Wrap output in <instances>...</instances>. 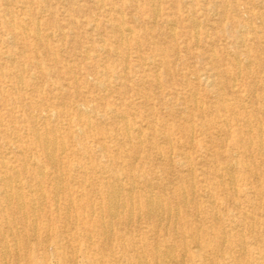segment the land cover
Returning a JSON list of instances; mask_svg holds the SVG:
<instances>
[{
  "label": "rangeland",
  "instance_id": "374dc122",
  "mask_svg": "<svg viewBox=\"0 0 264 264\" xmlns=\"http://www.w3.org/2000/svg\"><path fill=\"white\" fill-rule=\"evenodd\" d=\"M262 23L264 0H0V166L19 169L22 151L28 171L52 172L38 147L25 148L27 117H35L37 132L55 142L62 186L86 192L93 177L111 181L128 170L138 190L148 184L157 193L165 189L162 198L174 210L175 193H183L189 203L180 210L191 212L186 225L214 232L207 219L215 215L241 241L264 238V212L254 208L264 203L257 196L262 184L242 172L263 169L264 156L255 155L256 136L264 137ZM163 59L169 68L162 67ZM113 117H119L116 124ZM238 137L248 148L235 143ZM226 165L236 171L233 182L218 172ZM40 186L49 205L52 182ZM92 189L89 200L96 207L101 195ZM45 211L42 223L48 226ZM75 215L87 213L76 207L69 212ZM136 221L114 224L121 233L104 243L93 237L94 259L105 264L134 242L121 264H152L151 247L164 252L177 243L175 264L182 239L200 254L189 234H178L181 221L173 227L143 216ZM15 226L0 240L9 246L6 255L0 252V264H82V242L70 239L77 233L73 224L62 230L64 260L52 252L47 232L39 229L37 236L29 226ZM238 243L230 244L236 257ZM247 246L254 253L264 249ZM199 260L182 264H203ZM241 260L259 264L250 256Z\"/></svg>",
  "mask_w": 264,
  "mask_h": 264
},
{
  "label": "bare ground",
  "instance_id": "6f19581e",
  "mask_svg": "<svg viewBox=\"0 0 264 264\" xmlns=\"http://www.w3.org/2000/svg\"><path fill=\"white\" fill-rule=\"evenodd\" d=\"M192 24H194V22H192ZM262 25L264 24L262 23ZM164 60L165 59H163L160 63L162 67L167 69L169 68V63L167 60ZM232 79L234 80V78ZM36 93L39 94L38 91H36ZM43 106V104H40L36 106V108L41 109ZM118 118L119 117H113L112 123L116 124V120ZM33 119H35V117H27L28 126L25 130H27V133L30 136L25 142V148L26 150H28L30 146L38 147L41 151L42 156L45 158L47 164L52 167V172H50V174L44 175L41 170H37L38 168L36 170H32V173L28 171L29 167L27 166V163L29 165L30 160L28 161L26 158H22L24 157V153H22V151H20L19 153V157H21L19 159V169L9 168L7 166L2 165L3 163H1L0 240H2L3 242L6 241L5 239L7 238L5 234L8 236L12 235L14 233L13 230L16 227L15 225L20 223L25 226H29L34 235L38 236L39 229L41 232L39 234L47 232L48 237L54 239L51 242L52 252L59 259L64 260V256L61 250L63 242L62 230L66 228L67 225L73 224L74 226H76L77 233L74 236H71L70 239L73 241L76 240V242L78 240L82 242L81 244L84 248V252H81L83 258L82 264H100L99 261H96V259H94V256L91 254V249L95 244V242L93 241V237H96L98 239V242L101 243H104L108 241L109 238L115 236L117 238L119 232L121 233V231L119 229V231H116L115 233V230L113 229L114 224H130L131 221L136 220V222H138V219L143 216L145 219L151 220V223L155 225L164 222V227H173L174 224H178V221H181L183 227L182 229L177 231L179 232L178 234L184 235L187 233L191 236L193 242L197 243V252H200L201 255L197 254L196 252L190 251L187 247L188 244L185 242V240H180L178 244L180 247H182L183 252L179 258L176 257L175 264H182L184 261L192 263L198 258L202 259V261H199H201V263L203 264L204 260H207L209 264H239L241 263V259L243 257L249 256L251 257V261H253L254 263L255 261H257L259 264L264 263V249L263 251H258L254 253L252 250L247 248V245L250 243H255L258 247H264L263 237H260V239H253L252 242H247V244L246 241H241L240 238H235L229 231L226 232V230L222 227L221 220H219V218L215 215H211L207 219V222H211V228L214 230V232H211L208 228L204 227H190L189 225H186L185 219L190 216L191 212L180 210L182 206H187V204L189 203L185 196L182 195L183 193H180V191L177 193L174 192L176 198L179 199V207L175 208L174 210L169 206L168 199L165 201L162 198L164 197V195H166L165 189L164 194H162L160 191L157 193L154 192L150 184H148L145 190H138L134 186V184H132L133 174L128 170L122 172V174L124 175L123 178H120L116 175H112L111 181L104 180L103 178L99 179L97 176L93 177V181L86 188V192L70 189L66 185L62 186L63 184L61 174L57 171L58 166H60V163L55 161V154L57 152L55 142L53 139H50L46 134H40L37 132V130L35 129L36 126L33 124ZM215 121L216 119L214 120V122ZM125 130L127 131V127L124 126V131ZM247 135L249 134L247 133ZM256 137H258V140L257 144H255L257 145V151L255 152V155L257 157H261L264 156V137L262 136V138L258 134ZM235 143L239 144L244 149L248 148L249 146V142L241 137H238V139L235 140ZM150 144L155 145L153 142H150ZM102 152L104 155L108 154L107 149H103ZM262 162L263 169L259 172H253L247 168L242 170V172L244 173L248 172L250 175H253L254 177H251L256 180H259V182L262 184V186H260V189L258 188V191L256 190L257 196H264V160ZM232 166L233 165H226L218 167V172L223 174L224 177L230 182L234 181L236 174V171ZM22 177L24 178L23 181L19 182V179H22ZM185 177L186 176L178 177V181L181 182V185L187 184V180ZM121 179H126L125 182L129 181V183H127V185L125 186L124 184H122ZM32 180L38 183V187L31 185ZM45 180L52 182L53 195L50 197L52 199V202L49 205H46L44 202V200L46 199V195L44 194V191L40 186V184L42 185ZM188 188L190 189V186ZM91 189L95 193H99V195H101V198L96 207L95 205L91 204V201L89 200L91 196ZM24 190H27V192H25ZM73 190L75 191L73 192ZM72 193L75 194V197H73ZM235 196L239 198L238 194H236ZM76 197H79L80 199L83 198V201H74ZM61 199L62 203L59 202V200ZM76 207L78 210H81V213L83 211L84 213H87V215H75L73 217L69 216V212L75 209ZM45 208H48L49 211L46 212ZM193 208L195 211L200 210L199 207L196 205H194ZM254 208L261 209L264 212V203H256L254 205ZM43 211H45L51 219V224L48 226H44L42 223V217L44 216ZM8 212H15L16 214H18L19 217L11 218L7 215ZM59 220L61 221L59 222ZM58 223H60L59 226ZM39 224L40 226H38ZM211 233H214L216 237L209 238ZM142 237L144 236H141V239ZM234 240H237L239 242L238 246L241 249L240 251H238V257H236L234 254L232 255L231 253L232 250L230 244ZM176 245L174 244L171 246H167V249L164 252H160L156 247H151L149 249V254L150 256H152V258H154L152 264L174 263L173 258L175 255L174 250ZM123 246V251L125 252H121V256H123L127 252H131L132 248H134L136 245L134 242H129ZM8 250L9 246L7 244L0 243V252L2 253L1 256H3V254H5L4 252ZM121 256L118 257L110 255V257L106 259L105 264H121ZM162 257H165L166 259H163ZM131 258L133 261L136 262L140 260L139 254L131 255ZM183 258H185L186 260H184Z\"/></svg>",
  "mask_w": 264,
  "mask_h": 264
}]
</instances>
